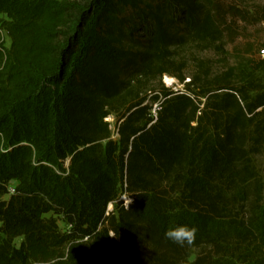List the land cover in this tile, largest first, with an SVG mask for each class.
I'll list each match as a JSON object with an SVG mask.
<instances>
[{
	"label": "trees",
	"instance_id": "obj_1",
	"mask_svg": "<svg viewBox=\"0 0 264 264\" xmlns=\"http://www.w3.org/2000/svg\"><path fill=\"white\" fill-rule=\"evenodd\" d=\"M232 17L215 0H0V264H264V60L180 59L223 53ZM176 225L191 245L165 238Z\"/></svg>",
	"mask_w": 264,
	"mask_h": 264
},
{
	"label": "rangeland",
	"instance_id": "obj_2",
	"mask_svg": "<svg viewBox=\"0 0 264 264\" xmlns=\"http://www.w3.org/2000/svg\"><path fill=\"white\" fill-rule=\"evenodd\" d=\"M222 4L225 8H235L243 14L242 18H231L232 33L225 34V41L223 43V53L217 52L214 48L209 50H201L194 46L188 47L185 51L181 53L180 59H184L188 62L186 74H191L193 71V58L198 57L202 59H207L209 65L213 68V71H217L224 65V61L234 62V58L246 53L250 50L252 56H256L258 50L264 47V0H215ZM4 42L6 48H10L11 40L4 35ZM189 78L187 77L185 82ZM162 83L166 88L173 91H183L184 84L180 83L173 77L164 75L161 79ZM148 97L149 103H151V96ZM155 108V104L153 106ZM106 120L109 122L112 130V138L114 140L118 139V134L115 130L116 120L113 117H108ZM67 162H65V165ZM14 182L11 181L9 187L12 188ZM123 204H125V199H121ZM128 203V202H127ZM114 205L109 204L107 210H113ZM58 224L61 229H65L66 225L60 219ZM21 238L14 241L16 246H19Z\"/></svg>",
	"mask_w": 264,
	"mask_h": 264
},
{
	"label": "clouds",
	"instance_id": "obj_3",
	"mask_svg": "<svg viewBox=\"0 0 264 264\" xmlns=\"http://www.w3.org/2000/svg\"><path fill=\"white\" fill-rule=\"evenodd\" d=\"M196 229L186 225H176L168 228L164 236L167 240L174 244L184 246L185 244L191 245L196 238Z\"/></svg>",
	"mask_w": 264,
	"mask_h": 264
},
{
	"label": "built area",
	"instance_id": "obj_4",
	"mask_svg": "<svg viewBox=\"0 0 264 264\" xmlns=\"http://www.w3.org/2000/svg\"><path fill=\"white\" fill-rule=\"evenodd\" d=\"M257 57L261 60H264V48H261L258 53H257ZM13 190V188H11V191Z\"/></svg>",
	"mask_w": 264,
	"mask_h": 264
},
{
	"label": "bare ground",
	"instance_id": "obj_5",
	"mask_svg": "<svg viewBox=\"0 0 264 264\" xmlns=\"http://www.w3.org/2000/svg\"><path fill=\"white\" fill-rule=\"evenodd\" d=\"M124 199H125L126 203L127 202L129 203L130 199L128 197H124Z\"/></svg>",
	"mask_w": 264,
	"mask_h": 264
}]
</instances>
